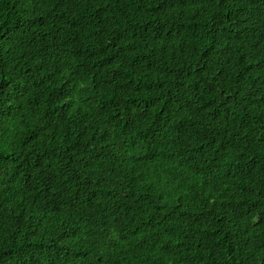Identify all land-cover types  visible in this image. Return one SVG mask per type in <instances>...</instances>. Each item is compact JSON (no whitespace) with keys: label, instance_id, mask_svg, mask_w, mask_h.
Returning a JSON list of instances; mask_svg holds the SVG:
<instances>
[{"label":"trees","instance_id":"obj_1","mask_svg":"<svg viewBox=\"0 0 264 264\" xmlns=\"http://www.w3.org/2000/svg\"><path fill=\"white\" fill-rule=\"evenodd\" d=\"M0 264H264V0H0Z\"/></svg>","mask_w":264,"mask_h":264}]
</instances>
